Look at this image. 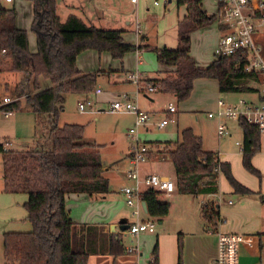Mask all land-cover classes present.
<instances>
[{"label":"trees","instance_id":"trees-1","mask_svg":"<svg viewBox=\"0 0 264 264\" xmlns=\"http://www.w3.org/2000/svg\"><path fill=\"white\" fill-rule=\"evenodd\" d=\"M35 3L30 31L35 35L36 50L31 52L27 31L14 24L15 10L0 0V73L17 71L22 79L15 92L25 95L35 113L46 115L51 145L48 148L11 150L0 143L4 190L24 193L23 208L31 224L27 232L3 234L4 264H88L90 255L125 252L121 234L107 233L101 226L73 222L65 208L69 194L106 195L109 181L103 175L99 145L83 142L84 126L77 123L58 124L66 95L87 96L96 86L100 70L82 73L77 56L85 50L108 52L121 60L141 45L126 44L121 29H103L86 24L71 15L61 22L56 11V0H31ZM185 5L187 25L179 32L176 48H153L157 62L173 70L159 79L146 83L160 93L171 94L177 102L185 101L197 78L217 81L219 92H251L249 83L260 77L243 70V57L216 56L204 67H198L190 57L192 30L212 24L217 18L202 9V0H175ZM39 78L48 79L50 86L41 88ZM21 100L6 108L20 110ZM242 130L241 163L251 174L260 178V172L251 159L260 150L259 129L245 120H239ZM159 145L160 143H153ZM169 144V143H166ZM169 158L174 170L175 190L179 194H217L218 173H221L232 191L240 195L255 192L235 179L231 165L219 159L218 153L204 150L201 137L190 127L180 131V139L161 150ZM217 169V170H216ZM146 215L160 219L169 212L170 204L151 189L142 192ZM206 227L216 231L221 217L216 200L204 203L200 209ZM261 249L262 244L259 243ZM182 242L178 239V261ZM148 264H158V245L155 242Z\"/></svg>","mask_w":264,"mask_h":264},{"label":"rangeland","instance_id":"rangeland-1","mask_svg":"<svg viewBox=\"0 0 264 264\" xmlns=\"http://www.w3.org/2000/svg\"><path fill=\"white\" fill-rule=\"evenodd\" d=\"M153 1L154 0H139L137 10L134 12L133 16H129L134 18V16L137 15L138 19L141 22L142 29L145 28L149 37L148 39L150 42H152V46L149 49L143 50L140 55L141 62L139 64L138 70L143 71L144 74H155L156 69H158V63L152 49L155 47V45H160L163 41H168L170 39L172 32L168 29L170 28L168 26V23L173 24L176 19V13L178 15V18H180L184 10L183 6L177 7L175 1L167 3L165 9L163 8V0H158L159 4L157 6L153 4ZM202 2L207 8V11L209 13L212 12L211 3L213 2V0H202ZM5 5L6 7L11 6L7 3L4 4V6ZM146 8H149V13L151 14L148 18H146L148 15V13H146ZM16 20L18 23V16ZM215 22L218 23L217 19L213 22V24L209 25L213 30H216ZM192 32L193 30L189 33V35ZM168 34L170 35L166 39V35ZM172 34L174 35V33ZM192 35L193 36L191 37L190 42L191 55L193 57L198 55L199 59H204V57L201 58V55L204 54H206L204 56H208L210 54V57H213V53H211V41L207 42L199 38L197 33ZM122 36L124 38V43H126L125 40L132 41V39L135 38V33H126ZM32 38L34 42L33 48L35 50V37L33 34ZM32 38L30 33V42L32 41ZM126 44H128V42ZM121 60H124L125 67H132L127 69L134 70L133 68L136 64L134 51L126 53ZM21 79L22 74L18 73L17 71L1 72L0 95H18L15 92V88L18 86ZM197 79L198 80L193 85V89L189 97L182 103L177 102L175 98L169 95L160 96V99L157 100L155 105L157 111L153 116L150 115L149 117L150 123L155 124L162 118L166 117L167 113H165V111L168 101L173 102L177 107L176 114L172 115V118L175 119L176 117L177 123L170 122L169 125L161 129L152 127L149 132H145L142 128H139L138 134L140 140L156 142H162L163 140L167 139L175 140L177 139V129L183 128L185 126L192 127L194 134L196 133L202 137V140L206 147L211 148L212 150H214V152H217L219 150L220 152H223L225 154V159L230 162L232 175L237 181L251 189L256 190V192L251 195L236 194L231 191V187L225 177H223L222 174L218 173L217 183H219L220 188L223 189L225 193H227L226 195L224 194L225 201L229 200L231 202H234V205L236 206V203L240 198H246L252 202L257 201L260 204L262 203V205H264V134H261L260 138L262 149L254 154L251 159V163L257 159L255 162L257 166L254 167L257 170L259 169L258 171L261 170L259 178L257 175L249 173L241 163L239 149L240 145H235V141L242 143L243 140V133L240 127H238L235 122L226 120V123L229 127V135H226L222 137L221 140H218L216 135L217 122L209 119L211 117L207 115V112L210 111V109L214 106V103L218 98L223 99L227 102H232L239 98L253 100L256 98V96L251 95L250 92H219L217 90L215 81H208L201 78ZM39 83L42 86L41 88H47L50 86V82L48 79L39 78ZM248 85L254 86L253 82L249 83ZM142 86V90L146 89L147 83L146 81H144V79L142 81ZM126 87L128 88V91H126V93L130 96V99L133 102L137 103L138 106L142 109V106L144 105L141 106L140 103L142 104L145 101L143 99H140V103L138 102L137 95L135 94L136 86L130 82L126 84ZM93 91L91 92V94H89L90 96L87 95L88 97H90L89 99L93 97ZM92 100L93 105L91 107L93 108L94 112L92 114L90 112L79 113L77 109V99L73 96L68 95L64 102V110L59 114L58 124L63 125L64 123H70L71 121H79L78 123L84 126V135L82 141L85 143H94L99 145V152L103 166H109V170L105 171V177H107L109 180V191L113 190L115 192H118V189L122 187L126 182L122 179V176H119V172H117V167L120 164L117 165L115 163H117L116 161L118 159H124V156L127 153L130 143L128 129L133 124L134 116L130 113L109 112L107 111L109 103H95L94 97L92 98ZM27 102L28 101H26L25 98H22L20 110L14 111V113L8 117H5L0 113V143L5 142V146L10 148L11 150L33 149L38 147L48 148L51 145V140L48 136L49 125L46 115L33 112L31 110L30 104ZM99 109L102 110L99 111ZM156 155L157 154L153 153L152 157ZM146 161L147 164H149L151 167L153 165V171L159 173L160 175H166L171 179H174V171L169 158H166L164 161H161L159 158ZM2 162L3 161L0 154V172L2 168ZM119 196L120 198L118 199L122 203V210L129 217V213L131 212L130 207L125 204L123 195L120 194ZM163 197L165 196L163 195ZM8 198H10L11 200L10 207H7L6 203L4 202L0 203V220L4 219L7 216L10 217L8 220L11 229L10 232L30 231L31 224L26 219V211L22 206L23 201L26 199V195L24 193H16ZM212 199L216 201L218 200L217 204L221 205V209L224 213L231 214L232 207H228L226 204H224L225 202H223V199ZM204 200L206 201V199ZM246 202L247 203L240 208V212L244 214L243 218H239L234 214V217H231V220L233 222L239 220L237 224L239 225V227L243 228L242 232L245 233L244 235L248 238V241L246 244H244V246L249 248L250 250L255 248L257 250L258 256H260V262L264 264V244L261 246V249L258 250L259 240L256 236L258 228L261 224L264 223V208L263 211H261L258 205H253L248 201ZM174 203L175 204L173 206L171 214L168 217L170 218V221L168 223L169 228H173L177 223H179V221H177V218H184L183 215H180L181 209L178 208V203ZM250 214H252V216H250ZM157 224L158 223H156L157 228L154 233L143 232L145 236L142 237L143 244H140L139 250L143 251L145 257L147 251L150 252V249L154 244L156 237L155 234L157 233V229L159 228V225ZM139 235H141V233ZM180 238L182 242V237L180 236ZM121 240L123 245L133 246L134 238H132L131 236H125ZM261 241L262 243H264V234L261 236ZM103 263L107 264V262ZM89 264H95V259L91 258Z\"/></svg>","mask_w":264,"mask_h":264},{"label":"crops","instance_id":"crops-1","mask_svg":"<svg viewBox=\"0 0 264 264\" xmlns=\"http://www.w3.org/2000/svg\"><path fill=\"white\" fill-rule=\"evenodd\" d=\"M171 1H175V0L163 1L164 2L163 8L165 9L167 3H170ZM213 2L211 3L212 12L209 13L207 11V8L204 6L203 2L201 1L202 9L206 11L208 14H215L216 9H217V4ZM2 3L6 4V2H4L3 0H2ZM138 3H139V0H138ZM138 3L136 5H132L129 2V0H56V11H57L58 17L61 22H64L68 16L74 15L80 18L86 24L93 25L97 28L121 29L122 35H123V34L131 33V32L135 33L136 20L139 22L140 20L138 19L137 15H135L134 18L129 17V16H133L134 12L137 10ZM7 4L14 7V10H15L14 24L16 27L27 31L29 50L31 52H34L36 50V49L34 50L33 48L34 42H33L32 34L34 35V33L30 31V25L34 17L35 3L31 0H13L12 2L7 3ZM176 6L179 7L177 3H176ZM181 6L184 7V10L180 18H178V15L176 13V19L174 23L173 24L168 23V26L170 27L168 29L169 31L174 33V35L171 33L170 39L168 41H163L160 45H155L154 48H161L164 46L167 48H176L178 46L179 32L183 25H187V20H185L186 7L185 5H181ZM146 13H148L146 18L150 17L149 15L151 14L149 13V8H146ZM17 16H18V23L16 20ZM163 16H166V15H163ZM152 19H153V16H152ZM215 29L216 30H213L211 26H208V27H203V28L193 30V32L189 35L190 42H191V37L193 36L192 34L197 33L199 38L207 42L211 41V53H213V48L220 36V25L217 22H215ZM141 30H142V33L139 36L135 35V38L132 39V41L125 40V42L126 43L128 42V44L130 45H138V44L141 45V48L139 50L137 49L136 51H134L135 59H136V64H135V67L133 68L134 70L127 69V68H130L131 66L125 67L124 60L114 59L111 57V55L108 52L98 53L94 50H85L77 56L76 65L82 73H91V72H95L98 70L101 71L97 78L98 83L96 82V86H95V89L99 88L100 92L95 93L93 91V97L95 98V103H102V104L110 103L116 98L118 94L123 93V92L126 93V91H128L126 84L130 82L128 81L126 74L129 72L138 70L139 64L141 62L140 60L141 52L143 50L149 49L152 46L151 45L152 42L149 41L148 39L149 37L147 35L145 28L142 29V26H141ZM30 33H31V38H32L31 42L29 39ZM169 35L170 34L166 35V39L168 38ZM35 48H36V42H35ZM189 54H190V57L193 59L194 64L198 67H204L208 65L215 58L214 54H213V57H210L211 56L210 54L208 56H204L206 54L201 55V58L204 57V59H199L198 55L193 57L191 53ZM155 58H156V54H155ZM157 68L158 69H156L155 74L153 73L144 74L143 71H139V70L138 71L141 74L142 80L144 79V81H147L150 79L162 78L167 74V71L171 72V70H173L172 68L162 66L159 63H158ZM201 79L208 80V81H211V80L215 81V84L218 90V85H217L216 80L208 79V78H201ZM197 80L198 79L194 80L193 85L195 84ZM135 94L137 95V99L139 103H140V99H143L145 101L142 104L140 103L141 106L144 105L142 106L143 107L142 109L139 106L138 107L142 111H145L152 116L157 111L155 105H156L157 100L160 99V96L169 95L174 98L173 95L160 93L157 90L153 92H149L147 91V89H143V90L140 89L138 91V89L136 88ZM68 95L75 97L77 99V103L79 101H83V100L90 98L88 97L90 95L88 96L76 95V94H68ZM68 95H66V97ZM92 98L89 100L93 102ZM65 99H64V102H65ZM218 99L216 100V102L214 103V106L210 109V111L217 110ZM169 102L170 101H168V103ZM64 104L65 103H63V110H64ZM101 110L102 109H99V111ZM176 112H177V107H176ZM176 112L173 114H176ZM165 113L167 112L165 111ZM173 114H168V113L166 114V117L168 118V123L164 125L162 128L169 125L170 122L177 123L176 117L175 119L172 118ZM209 119L217 122L216 119H213V118H209ZM78 122L79 121H71L70 123L79 124ZM226 122L227 121L224 120V123L228 126ZM133 123H134V119H133ZM217 125H218V122H217ZM152 127H156L155 124H149L145 128H142V129L145 132H149ZM187 127H190V126H185L183 128L176 130L177 139L175 140L167 139V140H163L162 142L158 141L160 144L157 145L158 146L157 149L155 147L156 145L153 144V143H157L156 141H144L149 147L147 160L159 158L161 161H164L166 158H168L164 154L165 152H161V150L165 148V146L178 141L180 139V131ZM190 128L192 129V127ZM196 135L201 137L198 134ZM217 138L218 140L222 139V138H219L218 136ZM166 143H169V144H166ZM202 144H203L204 150L214 151L211 148L206 147V145H204L203 140H202ZM261 146H262V143H261ZM261 146H260V150L262 149ZM239 149H240V158H241V147ZM153 153L157 155L152 157ZM217 153L221 161L230 163L229 161L225 159V154L223 152H220L218 150ZM127 154H128V150H127L126 155L124 156V159L123 158L118 159L116 161L117 163H115L117 165L120 164L117 167V172H119V176H122V179L125 180L126 182L124 183L123 186L132 184L129 180H127L126 175H125L126 171L131 168V163L129 162ZM256 160L252 162L253 166H257V164L255 163ZM1 166H2V163H1ZM106 170H109V166L108 167L103 166L104 176H105ZM138 172L141 176L150 174V173L159 174L153 171V165L151 167L149 164H147V161L139 165ZM2 176H3V171L1 168L0 203L4 202L6 203L7 207H10L11 200L8 197L16 193H9L4 190V182H3ZM163 176H166V175H163ZM217 185H218L217 194H201V195L195 196V195H189V194H179L176 192V190H174L173 193H171L169 196L164 197L168 199L167 201L170 204L169 212L166 216L160 219H155L156 223H158L157 225H159V228L157 229V233L155 234L156 237L154 241V244L155 242H157V245H158V264H177L178 254H179L178 239L180 236L182 237V242H183L182 251H181L182 264H211V261L215 257L216 252H217L216 236L214 234H210V232L208 231L210 229L206 227V222L201 216L200 209L204 203L213 200L212 198L223 199L224 200L223 202H225L224 204H226L228 207H232V211H233V212L231 211V214L224 213L221 209V205L218 204V212L221 217V221L220 223H218L216 232L234 233V234H241V235L245 234L242 232L243 228L239 227V225L237 224L239 220H237L236 222H233L231 220V217H234L233 215L235 214L237 217L243 218L244 214L240 212V208L243 207L247 203L246 201L251 202L253 205H258L259 209L263 211L264 205H262V203L260 204L257 201L256 202L253 201L254 202L253 203L252 201L246 198H240L237 201L236 206L234 205L235 204L234 202H231L229 200L225 201L224 194L226 195L227 193H225L224 190L220 188L219 183H217ZM120 188L118 189V192L110 190V192L107 193L106 195H94V196H89L87 194L67 195L65 198V208H66V211L68 212L69 218L73 222L78 223V224L101 226L105 232L112 233V234L119 233L121 234L122 238L125 236H128L125 234V230L124 231L120 230L119 221L121 219H125L126 224H129L134 219L130 213L128 217V215L124 213V211L122 210L123 209L122 203L118 199L120 198L119 195L122 194L120 191ZM230 189L232 191V188ZM249 189L252 190L253 192H256V190L254 189H251V188ZM123 198H124V195H123ZM204 199H206V201ZM25 200L23 201V203L25 202ZM174 202L178 203V208L181 209L180 215H183L184 218H177V221H179V223H177L176 226H174L173 228H169L168 223L170 221L169 220L170 218L168 217L171 214V211L175 204ZM250 216H252V214H250ZM9 218L10 217L7 216L4 219L0 220V264H4L3 234L5 232L11 231L10 225L8 223ZM140 218L145 219V218H150V217H148L146 213L143 212L141 213ZM172 223H173V220H172ZM156 228L157 226L155 227L154 232L156 231ZM263 228H264V223L260 225V227L258 228V231L256 232V236L259 240V243H261L262 245L264 244L261 241V236L264 234ZM154 232H151V233H154ZM144 233H149V232H144ZM144 233L143 234L141 233V235H138L139 238L138 236L132 237L134 238L133 246L136 248L135 251H133L132 253L127 252L125 250L126 247H129V246L123 245L124 250H125L123 254L118 255V256H112L110 254L90 255L88 258V264L91 258L95 259V264L96 263L105 264L103 262H107V264H148L154 244L152 245L150 252L147 251L146 257H145L143 251L139 250L140 244L141 245L143 244L142 237L145 236ZM247 241L243 243L239 248L238 263L239 264H262L259 259L260 256H258L257 254V250L255 248L250 250L249 248L244 246V244H246ZM259 245H258V248H259ZM258 250H260V248Z\"/></svg>","mask_w":264,"mask_h":264},{"label":"built area","instance_id":"built-area-1","mask_svg":"<svg viewBox=\"0 0 264 264\" xmlns=\"http://www.w3.org/2000/svg\"><path fill=\"white\" fill-rule=\"evenodd\" d=\"M10 3L13 0H3ZM167 1V0H163ZM217 4L216 18L220 25V36L213 48L214 57L232 56L241 54L243 57V70L252 72L260 77L259 81H254L251 95L256 96L253 100L239 98L232 102L218 99L217 110L207 112V115L217 120V136L222 138L229 135V128L224 120H230L238 125L239 120H245L255 125L261 134H264V0H213ZM132 5H136L138 0H129ZM159 1L154 0L153 4L158 5ZM142 33L141 24L136 20L135 35ZM129 82L133 83L138 91L143 88L141 74L138 70L126 74ZM147 91L153 92L155 88L146 86ZM95 93L100 89L96 88ZM25 95H0V113L8 117L14 113L12 109L6 106L20 101ZM93 102L89 99L79 101L77 109L79 113H93L91 107ZM109 112L130 113L134 116V123L128 129L130 139L128 147V159L131 168L126 171V178L132 184L120 188L124 195L125 204L130 207V214L133 221L128 224L125 234L136 237L143 232H154L156 220L153 218L141 219V213H146L140 196L143 191L151 189L159 193V198L169 196L175 190L174 180L168 176L150 173L141 176L138 167L148 158L149 147L140 140L138 135L139 128H145L150 123V114L142 111L138 105L130 99V96L123 92L109 103L107 108ZM168 114L176 112V106L169 102L166 107ZM168 123L165 117L155 123L157 128H162ZM236 145L242 146V143L236 141ZM217 170V169H216ZM210 234L216 236L217 252L212 259L211 264H239L238 251L240 246L248 238L241 234L220 233L214 230H208ZM134 246L126 247V251L132 253Z\"/></svg>","mask_w":264,"mask_h":264},{"label":"water","instance_id":"water-1","mask_svg":"<svg viewBox=\"0 0 264 264\" xmlns=\"http://www.w3.org/2000/svg\"><path fill=\"white\" fill-rule=\"evenodd\" d=\"M142 205H143L144 210H145V212H146V205H145V202H143ZM119 223H120V230H121V231H124V230H126V229L128 228V224H126V220H125V219H121V220L119 221Z\"/></svg>","mask_w":264,"mask_h":264}]
</instances>
